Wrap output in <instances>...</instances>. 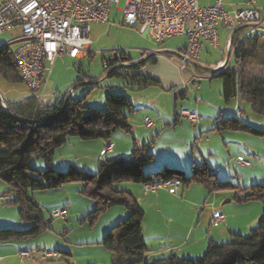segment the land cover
<instances>
[{"label":"rangeland","instance_id":"rangeland-1","mask_svg":"<svg viewBox=\"0 0 264 264\" xmlns=\"http://www.w3.org/2000/svg\"><path fill=\"white\" fill-rule=\"evenodd\" d=\"M122 6L123 3H120L118 8H122ZM120 23H122V15L116 13L115 7L112 6L111 15L107 23L91 24L89 26L91 53L85 58L75 62L69 60L67 57H59L56 60L53 73L46 86L42 103L54 104L57 99L62 100L65 98V94L72 89V98L79 99L85 95V99L83 100L84 107L105 110L106 95H124L133 105L134 112L130 115L129 119L132 131L131 133L118 131L112 134L110 141L112 144H117L119 154H109L106 156L107 159L116 157L128 159L134 148H143L145 146V153L152 154L154 157L150 165L142 167L145 173L156 172L166 167L178 169L183 172L185 171L188 175L190 174L189 171L192 164L196 166L197 164H201L202 160H208L210 163L222 160V163L225 165L220 169L223 171L230 170L232 175V177L227 178L223 172H220V177L229 179L223 181H229L231 184L237 185V181L240 179V181L245 180V183H249L248 185L258 184L264 186V184L261 183L264 181V139L254 137L255 156L253 157L242 151L238 152L239 145L236 142H232V139H228L233 133L211 132V129L215 126V122L209 129L206 128L203 134H201L200 129H198V124H190L181 116L178 118L179 122L177 126L167 127L165 126L166 123H172L176 117L174 112L175 105L172 103L170 94L177 89V85L169 89V91L157 87L132 90L127 87L128 81L126 79L117 76H108L110 70L105 71L103 69L105 54L122 52L125 55L122 56L123 58L141 62L140 50L154 51L158 47H162L166 52L177 54L179 49L186 42L185 36H178L159 46L153 40L139 35L131 28L115 26V24ZM249 29L251 30V28H248V30ZM256 32L264 38V30L255 29L251 31L252 34ZM19 36L20 30L18 28L1 33L0 47L8 45L14 54L16 48L19 46ZM209 51V54L203 53L202 59L199 60L200 63H214L216 58H221L218 51L213 49H209ZM262 53H260L261 56L263 55ZM151 68L153 69V67H150V70ZM154 71H162L168 74V81L176 80L173 71L170 69ZM187 71H190L194 75L196 74L197 77H202L197 80L200 84H197V86L191 84V87L194 89L195 94L202 100L203 104H205L207 100H205L203 92L205 91V94L210 93L214 95L215 86L220 84L219 79L214 78L215 73L203 72L200 69L187 67ZM245 71L252 72L259 78L264 79V66L256 64V67H254L252 63L247 62ZM185 76L187 77V75ZM181 82L182 81H180V83ZM91 83L96 85L93 86ZM29 93L31 94L32 92L23 82L11 84L0 79V95L5 102H19L25 99ZM194 99V94L188 93V97L185 101L177 100V113H179L182 107H187V102H193ZM181 102L184 104H180ZM243 104L246 105L247 103L244 102ZM246 106H248L247 108L249 110L251 109L250 105ZM145 117L154 122V128H147L144 126L143 119ZM237 118L244 124L247 123V125L250 124L255 128L264 129V116L252 113L251 110L249 112L247 111L246 116L239 115ZM156 135L158 136L156 137ZM240 136L242 135L240 134ZM152 140L154 141L153 143H151ZM107 145V141L102 139L82 141L78 138L70 137L62 147L56 150L50 166L46 165L42 160L35 158L30 161V166L36 171L52 169L58 172H66L69 167H73L77 176H88L97 172L98 159L108 153V151H106ZM101 148L105 150V153L101 150L99 154ZM238 155L244 160L251 162L252 166L239 167L236 165L234 160ZM252 160L263 161H259L258 164H256ZM247 170H255V172H249ZM35 175L34 173H29L30 177H34ZM80 185L79 182H75L66 184L60 189L30 191L28 197L41 207L44 218L50 221V229L34 239L15 243H19L23 247H32L35 243H41V247L38 249H43V247H45L48 251L71 253V256H65L64 260L61 255L57 257L58 259L41 261L44 264H68V262L70 264H75L76 262L82 264L87 263L89 260H93L97 264H110L111 253L105 250L100 244L105 234L119 221H124L128 213L122 207H113L109 209L110 211L108 210L100 215L93 224H90L84 218L91 213L93 202L80 193ZM130 186L136 185L127 182L121 183L118 185V189L127 190ZM195 186L198 188L199 185L193 184L192 187ZM6 191L7 185L0 181V230L26 229L28 224L21 221L18 215V207L6 204V200L13 199L12 196H8L7 193L5 194ZM216 194L219 196L218 203H220V205L223 202L225 203V200L231 197L230 195L234 197L233 191L217 192ZM224 194L230 195L222 199L221 196ZM147 200L150 201L146 203L149 205L152 204L151 208L154 209L155 206L151 199ZM233 201L234 202L226 203L224 206L233 208L239 206L238 210L241 216H239L237 220L240 222L252 217L251 215L255 213L254 208H259L260 205L262 206L259 201H249L244 203L248 204L246 211H244L240 209L241 205H237L236 201ZM62 208L67 210V219H54V217H52V211ZM144 208H141L145 211L142 226L146 227L144 231L147 235H157L161 238V241H163L162 243L165 244L169 241L177 245L184 243V247L181 246V248H177L175 251L179 259H198L204 255L206 249L200 252L197 246L194 247L193 240L189 239L187 243L188 237L185 240L183 239L184 235L181 234L183 231H185V233H187V231L177 223V220L180 218L176 216L164 218L163 215L157 217L147 206H144ZM191 208L192 210L195 209V212H198L201 206ZM119 210L126 212L127 215L124 218H118ZM209 241L210 238H207L205 246L208 245ZM182 253H184V256H182ZM29 262L35 264L39 261L34 262V260H27L24 261L23 264H29ZM7 264L17 263L15 261H9Z\"/></svg>","mask_w":264,"mask_h":264},{"label":"trees","instance_id":"trees-1","mask_svg":"<svg viewBox=\"0 0 264 264\" xmlns=\"http://www.w3.org/2000/svg\"><path fill=\"white\" fill-rule=\"evenodd\" d=\"M239 33H235L234 42ZM261 38L260 34L247 37L234 50L230 64L217 76L222 82V96L226 102L239 95L258 115H264V79L247 73L245 65L249 62L264 66V43L260 42ZM147 63L153 64L155 60L137 63L125 71L114 69L111 62L108 68L103 69L110 70L109 76L126 79L129 89L140 90L158 84L139 72ZM18 73L10 47H0V79L11 84L22 83ZM84 99L85 95L79 99L68 97L53 105L38 104L36 96L31 93L19 102H6L8 112L0 101V181L7 185L5 194L13 197L6 200V204L17 206L21 221L28 224L23 230H0V242L15 243L34 239L50 229V221L44 218L41 207L28 197L30 191L60 189L66 184L79 182L80 193L93 202L91 213L84 218L90 224L113 207H122L128 213L124 221H119L105 234L100 244L111 253L110 264H264L262 185L252 184L240 188L229 181L219 180L204 165L194 166L188 175L181 170L166 167L145 173L142 167L150 165L154 159L152 154L145 153V146L134 148L128 159L100 157L97 172L84 177L77 176L73 167H69L66 172L52 169L36 171L32 168L30 161L34 158L50 166L56 150L70 137L82 141L102 139L109 144L115 132L131 133L129 119L134 110L126 96L106 95L105 110L84 107ZM223 129L244 131L264 138V129L253 128L229 118L219 121L218 130ZM29 173L36 175L30 177ZM172 180L177 181L183 189L193 184L200 185L208 194L233 191V199L238 203L259 201L262 204L259 221L246 235L230 233L229 241L224 244L216 245L209 241L201 258L179 259L172 253L168 258L148 262L145 260L147 247L142 238L144 212L134 196L127 190L118 189V185L126 182L158 184ZM60 254L63 260L65 256H71L67 252Z\"/></svg>","mask_w":264,"mask_h":264},{"label":"built area","instance_id":"built-area-1","mask_svg":"<svg viewBox=\"0 0 264 264\" xmlns=\"http://www.w3.org/2000/svg\"><path fill=\"white\" fill-rule=\"evenodd\" d=\"M200 0H1L0 1V34L18 28L20 36L19 46L13 58L21 60L19 77L21 81L42 103L47 82L52 74L55 60L60 56L81 59L88 56L91 48L89 26L91 24L107 23L111 15V7L122 15V23L115 26H125L135 30L139 35L163 44L166 40L177 36H185L186 42L177 54H172L168 60L172 62L183 76L184 87L188 90V82L197 76L186 70V67L196 62L202 42L211 47L218 46V31L220 28L232 32L243 27H252L249 32L234 37L231 44V55L240 46L251 31L264 25V19L255 8V0H246L244 7L235 11H226L222 0H216L211 6H200ZM123 3L122 8H118ZM235 36V35H234ZM228 41V45H229ZM148 59L160 56L155 51H149ZM122 52H115L111 57L116 69L128 70L132 63L124 60ZM144 56V57H145ZM110 61L103 63V68L109 66ZM122 64L128 67H121ZM223 63H218L213 69L221 71ZM187 75V77L185 76ZM180 116L188 123H197L200 116L196 110H182ZM145 127L153 125L152 120H143ZM108 144L106 151H109ZM105 153V150H103ZM237 164L249 166L241 157L235 159ZM179 183L175 180L142 185L144 193L155 192L166 188L171 195H175ZM52 217L67 218L66 209H55ZM224 221L219 212L212 214V226H218ZM57 251L46 249L18 250L21 260L46 261L56 259ZM58 259V258H57Z\"/></svg>","mask_w":264,"mask_h":264},{"label":"crops","instance_id":"crops-1","mask_svg":"<svg viewBox=\"0 0 264 264\" xmlns=\"http://www.w3.org/2000/svg\"><path fill=\"white\" fill-rule=\"evenodd\" d=\"M215 1L216 0H200L199 4H200V6H203V7L211 6L215 3ZM245 1L246 0H222L224 9L226 11H230V12L235 11V10L240 9V8H243ZM255 8L259 12L261 17L264 19V0H255ZM248 28H251V30L253 29L252 27L248 26V27H243L241 29H238V30L232 32L228 29L220 28L218 31L219 40H218L217 48L211 47L207 42H202V49H201V52H200L198 59L196 60V62L190 63L187 67H190L193 69H200L203 72H207L205 69H213L218 63H223L225 60V57H226V52H227V49L229 46L228 41H230L231 35L232 34L235 35V33L238 31H240L239 35L246 33V32H249L250 29L248 30ZM258 29L264 30V25ZM255 34H257V32ZM255 34H252L250 32V34L247 37H251ZM169 40H166V41H169ZM260 42L264 43L263 36H262ZM161 45L162 44H160L159 46H161ZM209 49H213V50L218 51L221 58H219V57L216 58L214 60V63H207V64L200 63L199 60L202 59L203 53H205V54L210 53ZM154 51L159 53V55H160V56L154 58L155 63H153V64L147 63L144 66H142L139 70V72L142 73V75H145V76L153 79L154 81L158 82L157 85H151L148 87H157V88H162L165 91H169V89H171L172 87H174L176 85L178 86L177 89L175 91L171 92V94H170L172 97L171 98L172 103H174V105H175L174 106L175 107L174 112H175L176 117L172 123L171 122L166 123L165 126H167V127L177 126V124L179 122L178 118L180 117L179 114L182 110H196L200 116V119L197 123H194V124H198V126H199L198 129H200L201 134H203V132H205L204 130L206 128L209 129L212 126V124L215 122V126L213 127V129H211V132L218 131V132H224V133L225 132L233 133V134H231L232 136L228 137V139H230V140L232 139L231 140L232 142H236L239 145V151L238 152L242 151L245 154H250L251 156L254 157L255 156V149H254L255 138L254 137H258V136H254L250 133H247L244 131H239V130H233V129L218 130L219 121H223V120L228 119V118L232 119L233 121H239L242 124H244L242 121L238 120L237 117L239 115L246 116L247 111L249 112L251 110V109L249 110L247 108L248 106H246V105H250V104L243 101L239 95L233 97L230 101L226 102L222 96V82L220 81V79H219L220 84H217L215 86L214 95H212L210 93L205 94L204 93L205 91L203 92V96H204L205 100H207V102L206 103L204 102L205 104H203L202 100L195 94L194 89H192V87H191V84H193V86H195V85L197 86V84H200L197 80L201 79L202 77L198 76V77H196V79H191L188 82L190 89L187 90L184 87V84L182 81L183 80L182 74L180 72H178L179 70L177 69V67L172 62H170L168 60V57L170 55H172L173 53H169V52L164 51V48H162V47H158ZM147 52H149V51L148 50H140L141 62L132 61L128 58H124V59L125 60L127 59V61L129 60V63H132L133 65H135L137 63H142V62H145L147 60V58H146L147 56L144 55L145 53L147 54ZM60 57H67L69 60L74 61V62L77 60L83 59V58L72 59L68 56H60ZM232 57H233V55L230 56L229 62L227 65H229L230 62L232 61ZM205 58H206V56H205ZM56 60H55V62H56ZM150 60H152V59L150 58ZM210 60H212V59H210ZM55 62H54V64H55ZM54 64H53V67H54ZM150 65H153V66H150ZM252 65L254 67H256V65H254V64H252ZM150 67H153V69L151 68V70H150ZM187 67H186V70H187ZM208 67H211V68H208ZM160 69L161 70H163V69L164 70H169V69L172 70L174 75H175L176 80L168 81V74L163 73L162 71H160ZM154 70H159L160 72H156ZM188 72H190V71H188ZM219 72H221V71H219ZM219 72H215L214 78H217ZM52 73H53V68H52ZM207 73H209V72H207ZM247 73L259 78L258 76L254 75L252 72H247ZM191 74H193V73H191ZM108 76H109V74H108ZM180 81H182L181 82L182 85H181ZM148 87H146V88H148ZM146 88H144V89H146ZM140 90H143V89H140ZM71 93H72V89H70L65 94V98L67 99L68 97H71ZM188 93L194 94L195 99L193 100V102H187V105H186L187 107L186 106H185L186 108L182 107L180 109L179 113H177L178 112V111H176V107L178 105L177 100L185 101L188 97ZM209 95H212V96H209ZM29 96H30V93L27 95V97H29ZM65 98H63V99H65ZM62 100L57 99L56 102H59ZM244 102L247 104L246 105L243 104ZM222 103H224V104H222ZM180 104H184V103L181 102ZM50 105H53V104H50ZM250 108H251V106H250ZM252 113H253V111H252ZM262 116H264V115H262ZM145 118H147V117H145ZM175 121H177V123L174 124ZM245 125H247V123H245ZM249 126H251V125L249 124ZM154 127H155V125L153 122V125L149 128H154ZM251 127H253V126H251ZM253 128H255V127H253ZM131 130H132V127H131ZM238 133H240L242 136H240V134H238ZM159 135H160V133H159ZM221 135H223V134H221ZM258 138L264 139L263 137H258ZM109 144H111L112 146H111L110 150L108 151V153L104 157L108 156L109 154L110 155L119 154L118 150H117L118 149L117 144H112L111 142ZM101 150H103V149L101 148L99 150V154H100ZM237 157H240V155H238ZM252 161L255 162L256 164H258L259 161H263V160H252ZM249 163H250L249 166H243V165H240L237 163H236V165H238L239 167H251L252 163L251 162H249ZM203 165L206 166V168L209 169L211 172H213L219 180H225L226 179V178L219 176L220 172H223L227 176V178L232 177L230 170H224L223 171L220 169L222 166L225 165L224 163H222V160H220L219 162H211V163L208 160H202V163L197 164L196 167H200ZM194 166L195 165H193V164L191 165V169L189 172H191L194 169ZM183 168H185V167H183ZM215 168H217V169H215ZM247 171L255 172V170H247ZM237 178H238V176H237ZM226 180H229V179H226ZM249 182H250V180H249ZM258 182H261V181H258ZM261 183L264 184V181H262ZM133 184H135L136 186H130L127 190H129V192L134 196V198L136 199V201L138 202L140 207L144 208V206H147V208L151 212L153 211L155 213V215H157V217L158 216L161 217L163 215L164 218H166V217L171 218L173 216L180 218L177 220V223H179L180 226L184 227V229L187 231V233H185V231L182 232L181 235H184L183 239L185 240L188 237L187 243H188L189 239L193 240L194 241L193 242L194 247L197 246L198 247L197 249L198 250L200 249V252H201V250L203 252L206 249L207 245L205 246V244H206L205 241L207 238H210V241H212L214 244L221 245V244H224V243L229 241L230 233H236V234H241V235L248 234V232L257 225L259 218L261 216V212H262V206L260 205L259 208H254L255 213L251 215L252 217H249V218L245 219L244 221L240 222L239 220H237L238 217L241 216V215H239V210H238L239 206L238 207L236 206L234 208L224 206L226 203L234 202L233 201L234 200L233 195L224 194L223 196H221L222 199L226 196H229V195L231 197L229 199H226L225 203L223 202L220 205V203H218L219 202L218 194H216V193L208 194L206 192V190L200 185L198 186V188H197V186L192 187L193 185H190L189 187L184 188V189L181 188L180 186H178L176 194L171 195L168 192V189H166V188L159 189L155 192L144 193L141 184H136V183H133ZM248 184L249 183H245V180L240 181V179H239L237 181V186H239L240 188H246V187L250 186ZM194 185H196V184H194ZM144 199H145V201H144ZM147 199H151V201L153 202V204L155 206L154 209L151 208L152 204L149 205L148 203H146L147 201H150ZM236 203H237V205H241L240 209L246 211L248 204L238 203L237 201H236ZM195 206H201V208L198 212H195V209L192 210L191 207L195 208ZM62 209H65V208H62ZM144 209H146V208H144ZM143 212H144V217H145V211H143ZM214 212H219L224 216V221H222L218 226H212L211 225L212 214ZM126 215H127L126 212L119 210L118 218H124ZM54 219H56V218H54ZM145 228L146 227L144 226L142 229V238H143V240L146 244V247H147V253L145 256V260L148 262H151L153 260L168 258L172 253L177 255L175 253L176 249L181 248V246H183V247L185 246L184 243H180L179 245H177L176 243H173L170 241L167 242V244L162 243L163 241H161V238L158 237L157 235H147L146 232L144 231ZM145 234H146V236H145ZM40 244L41 243H35L32 245V247H23L19 243H2V242H0V264H7L9 261H15L17 264H23L24 261H27V260H21L18 257V250L20 248L29 249V250L30 249H38L39 247H41ZM43 249H45V247H43ZM57 254H59L61 256L60 253L57 252ZM199 254H201V253H199ZM182 256H184V253H182ZM90 263L97 264L93 260H89V261H87V263H82V264H90ZM29 264H33V263L29 262ZM35 264H44V263L43 262H36ZM75 264H80V263L76 262Z\"/></svg>","mask_w":264,"mask_h":264},{"label":"water","instance_id":"water-1","mask_svg":"<svg viewBox=\"0 0 264 264\" xmlns=\"http://www.w3.org/2000/svg\"><path fill=\"white\" fill-rule=\"evenodd\" d=\"M233 37H234V34L231 35L230 42H229V46H228V49H227V52H226V57H225V60L223 62V66L222 67H225L228 64V62H229V58L231 56V44H232ZM104 59L106 61H110V62H113V63L116 62L115 58L111 57V54H105ZM121 67H128V65L122 64ZM205 70L207 72H209V73H215L217 71L215 69H205ZM0 101H1V104H2L3 108L5 109V111L8 112V108H7L6 102L2 98L1 95H0Z\"/></svg>","mask_w":264,"mask_h":264},{"label":"bare ground","instance_id":"bare-ground-1","mask_svg":"<svg viewBox=\"0 0 264 264\" xmlns=\"http://www.w3.org/2000/svg\"><path fill=\"white\" fill-rule=\"evenodd\" d=\"M17 66H18V71H19V68H21V60L20 59H14ZM127 60V59H126ZM112 63V62H111ZM114 69H116L115 67H113ZM247 163H249L248 161H246ZM59 255V254H57ZM60 256V255H59Z\"/></svg>","mask_w":264,"mask_h":264}]
</instances>
